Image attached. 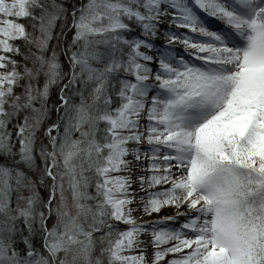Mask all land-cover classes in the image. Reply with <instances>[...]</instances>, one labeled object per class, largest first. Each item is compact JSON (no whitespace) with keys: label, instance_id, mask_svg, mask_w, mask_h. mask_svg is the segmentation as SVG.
Masks as SVG:
<instances>
[{"label":"snow or ice","instance_id":"snow-or-ice-1","mask_svg":"<svg viewBox=\"0 0 264 264\" xmlns=\"http://www.w3.org/2000/svg\"><path fill=\"white\" fill-rule=\"evenodd\" d=\"M0 264H264V0H0Z\"/></svg>","mask_w":264,"mask_h":264}]
</instances>
